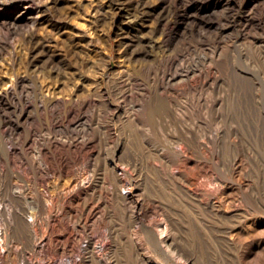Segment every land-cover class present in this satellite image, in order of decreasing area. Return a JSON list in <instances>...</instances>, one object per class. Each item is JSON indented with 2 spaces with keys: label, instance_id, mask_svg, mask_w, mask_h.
<instances>
[{
  "label": "bare ground",
  "instance_id": "bare-ground-1",
  "mask_svg": "<svg viewBox=\"0 0 264 264\" xmlns=\"http://www.w3.org/2000/svg\"><path fill=\"white\" fill-rule=\"evenodd\" d=\"M59 1L49 4L56 7ZM136 4L131 21L155 15V6L143 0ZM39 7L35 0L12 5L17 9L12 21L31 24V42ZM51 8L47 5L44 12ZM34 52L31 72H62V67L49 66L46 40ZM171 58L157 72V81L126 83V71L121 70L107 77L120 82L113 88L94 81L92 92L77 94V84L67 96L60 83L45 85L48 96L33 83L30 91L31 73L16 76L10 93L0 94V264H123V259L127 264H163L154 252L174 264H201L207 257L203 253L199 260L197 243H214L208 250L217 248L215 254L221 253L223 261L215 264H252V258L264 264V84L249 87L246 100L251 167L238 155L227 162L222 146L228 139L220 121L216 124L225 108L222 86L213 79L201 86L185 83L199 71L179 68ZM98 105L102 109L96 110L97 118L89 115ZM78 163L94 168L95 174L75 169ZM23 168L34 174V192ZM180 207L192 218L187 225L192 242L181 239Z\"/></svg>",
  "mask_w": 264,
  "mask_h": 264
},
{
  "label": "rangeland",
  "instance_id": "rangeland-1",
  "mask_svg": "<svg viewBox=\"0 0 264 264\" xmlns=\"http://www.w3.org/2000/svg\"><path fill=\"white\" fill-rule=\"evenodd\" d=\"M35 1L40 4L38 8L39 20L37 27L32 29L36 37L34 38L35 42H31L28 37L31 24L25 19L12 21V16H15L17 11V9L12 10V5L19 3L24 6L27 0H0V8L2 7L0 9V83L2 84L0 94L10 93L16 76L29 77L31 73L27 82L30 91H33L32 87L38 86V89L41 88V92L46 91L45 94L48 93V96L50 93L45 90L48 85L53 86L60 83H62V91H65L64 95L75 93V85L77 84L82 88L77 94L83 93L82 95L88 94L89 91L92 92L93 85L91 84L94 86L99 84L107 87V89L111 86L114 87L120 82L109 81L107 77L110 78L112 74H115L113 72L121 70L126 71V83H145V81L149 82V79L153 78L157 81L159 80L157 72H161L163 69L166 58L173 57L177 67L188 66L187 69L199 71L197 74L192 72L193 75L191 74L185 83L193 84L196 81L197 84L195 83V85L201 86L204 82L208 83L215 78L211 82H217L216 86L219 85L218 87L222 86L220 89H223L224 92L221 91L220 96L225 99V114L223 113L224 118L221 117L222 119L220 118L216 122L217 124L220 121L224 138L228 139H224L227 143L223 141L222 155L227 162L236 155L239 158H247L244 159V162L251 167V151H249V147L252 148V136L249 134V132L251 133L249 128L251 127V110L246 100L251 96L249 87L256 83L264 84V64L262 63L264 62L262 60L264 58V0H143L147 5L155 6L156 10L155 15L150 14L142 20L139 19L141 22L139 20L137 22L131 21L134 19L132 16L138 8L136 3L139 0H123L126 4L121 7L118 3L122 0H60L56 7L49 4L51 0ZM47 5L52 7L50 12H44ZM43 39L47 41V50L50 55L49 66L62 67L63 73L56 74L50 69L31 72L32 55L35 54L34 50ZM140 44L143 51L139 48L141 47ZM137 49L139 50L137 51ZM37 56L40 57V53H37ZM177 61H180L181 64H178ZM149 69L152 71L147 72ZM129 72L132 76L131 79L128 75ZM31 77L32 79H30ZM142 77L143 79L147 78L143 81ZM191 77L195 79L192 80ZM199 81L201 83H198ZM63 83H66V86ZM72 83H74L73 86ZM70 86H72L71 91L69 90ZM241 87L243 90L240 89ZM240 91L243 92L241 97ZM224 95H229L231 99ZM7 98L9 102H12L11 97L7 96ZM28 100H30L29 97ZM226 104H231L228 105L230 108ZM5 106L3 110L7 113L10 111L8 113L10 114L11 109L9 106L7 108ZM241 106L247 107L248 113L247 109ZM32 109L35 110L33 114L36 115V107L33 106ZM101 109L98 105L89 112V115L97 118L98 111L96 110L100 112ZM228 109L231 111L229 112ZM241 113L245 114L244 117ZM246 114L250 116H246ZM225 131L230 138L227 137L228 134ZM229 149L233 150L229 151ZM238 152H241L240 155ZM82 163H78L74 168L79 170L82 167L81 171L86 170L87 174H95L94 168L89 169ZM23 170L26 171L27 178L30 180L27 184L33 188L32 191L34 192L35 178L33 172L30 169L25 170L23 168ZM27 171L29 172L27 173ZM66 179L63 180L67 181ZM63 180L57 182L61 185L65 183ZM54 182L49 184L50 190L53 189ZM150 188L149 190H153ZM124 192L126 193L127 190ZM149 192L153 193V191ZM174 203L177 205L178 201L176 200ZM180 208V214L184 215L181 216L183 219H181L180 224H184L178 227L180 230L181 228L182 230L185 229V231H180L182 233L181 239L188 242L194 236L190 234L191 228L188 231L192 218L188 211ZM185 218H190L186 219L187 223ZM110 219L108 214L106 222L109 220V224L110 222L112 224L113 221ZM185 225L189 226L186 227ZM71 227L72 225L70 229L73 228ZM90 231L91 229L88 230V232ZM184 232H187V238L183 237L186 234ZM97 234H102V232ZM211 244L214 243L196 244L200 261L205 253L208 260L212 259L209 263L207 258L203 256L202 261L204 263L201 261V264L223 262L221 258H218L222 254H215L219 252L214 245L212 249L215 248L217 252L208 250L211 249ZM154 254L159 262L174 264V262H167L161 252H154ZM250 260L254 264L256 259ZM123 261L121 263L127 264L126 260L123 259ZM256 261L255 264H260L258 260ZM196 264H200V262L198 261Z\"/></svg>",
  "mask_w": 264,
  "mask_h": 264
}]
</instances>
